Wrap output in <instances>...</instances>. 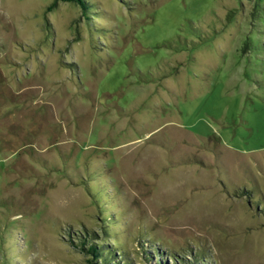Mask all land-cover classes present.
<instances>
[{"label": "rangeland", "instance_id": "1", "mask_svg": "<svg viewBox=\"0 0 264 264\" xmlns=\"http://www.w3.org/2000/svg\"><path fill=\"white\" fill-rule=\"evenodd\" d=\"M90 2L0 0V264H86L103 213L137 261L264 264V0Z\"/></svg>", "mask_w": 264, "mask_h": 264}, {"label": "trees", "instance_id": "2", "mask_svg": "<svg viewBox=\"0 0 264 264\" xmlns=\"http://www.w3.org/2000/svg\"><path fill=\"white\" fill-rule=\"evenodd\" d=\"M62 3L77 5L81 9L83 17L87 20L93 19L92 17L100 12L90 0H52L49 10L52 11ZM251 193L252 190L246 188L236 194L246 198L249 207H254L253 209L257 213L264 215V200L262 198L252 200ZM90 194L100 209L99 211L104 212L102 207L109 198L105 197L97 187ZM101 220V225L97 230L90 231L85 228L78 231L77 234L69 233L71 238L69 242L86 257V264H210L204 252L192 251L190 256L179 258L175 253L166 251L167 253L165 254V250L160 251L156 247L150 250L141 249V253L138 254L140 261L134 260L125 247L120 245L114 235L111 234L110 225L114 223V220H109L104 213ZM109 242H112L113 245H110Z\"/></svg>", "mask_w": 264, "mask_h": 264}]
</instances>
